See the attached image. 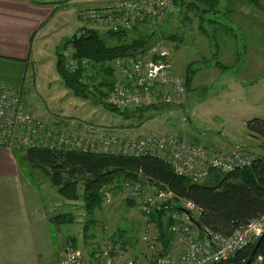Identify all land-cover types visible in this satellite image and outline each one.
<instances>
[{
  "label": "rangeland",
  "instance_id": "374dc122",
  "mask_svg": "<svg viewBox=\"0 0 264 264\" xmlns=\"http://www.w3.org/2000/svg\"><path fill=\"white\" fill-rule=\"evenodd\" d=\"M73 1L58 0L55 4L66 13L73 8ZM248 1L222 0L219 10L226 11V14L215 16L216 22L209 21L208 16H205L206 20L201 19L203 7L189 11L185 6L173 4L167 17L152 22L151 28L139 26L132 30L131 39L156 30V43L164 41L171 48L176 74L186 76L189 67L194 70L186 96L178 106L153 108L141 116L125 114L104 107L95 98L78 97L66 87L57 70V51L64 40L81 31V28L77 30L80 25L82 28L90 25L78 15L68 16L71 23L61 30L63 33L59 31L60 37L56 36V41L40 58L35 77L33 68H30L26 85L28 100L43 110L41 117L49 120L61 114L76 124L84 122L120 129L132 127L138 132L170 131L184 135L196 144L218 150L239 144L258 154L263 150V139L250 135L243 125V118L264 117V93L255 92L264 85V9L261 1L256 4ZM167 36L174 38L167 39ZM68 49L73 48L69 46ZM245 67L250 75L258 77L256 82L247 80L243 74ZM250 67H253L251 71ZM259 82L262 83L252 87L253 83ZM32 172L30 181L40 184V210L45 211L49 218L62 213L72 215L71 222L51 229L46 250L45 242L40 245L44 254L49 251L50 240L56 249L53 259L46 264H55L64 254L62 252L68 242L75 246L74 239L83 252L85 264H102L100 260L96 261L95 255L105 236L114 237L126 252L130 249L134 255L144 254V264H153L150 260L152 253L142 240L147 217L139 210L136 201L134 205L130 204V200L121 196L116 187L112 203H103L90 215L83 199V185L78 190L79 198L68 200L58 193L43 172Z\"/></svg>",
  "mask_w": 264,
  "mask_h": 264
},
{
  "label": "built area",
  "instance_id": "2783aa9c",
  "mask_svg": "<svg viewBox=\"0 0 264 264\" xmlns=\"http://www.w3.org/2000/svg\"><path fill=\"white\" fill-rule=\"evenodd\" d=\"M174 0H115L109 5L85 6L78 10L79 19L104 30L132 29L139 22H154L167 17ZM66 66L76 72L80 66L89 67L90 60H79L74 50L63 52ZM172 51L160 41L152 45L142 57L127 56L113 60L116 72L108 102L119 111L157 106H178L187 93L185 76L174 72ZM66 116L46 119L37 114L25 95L24 87L14 88L0 81V147L16 149L69 150L84 153L114 154L130 157L151 156L173 168L178 176L199 182L214 170L227 173L253 164L256 157L249 150L238 147L232 152L196 144L184 135L170 131L138 132L135 128L76 124ZM84 124V125H83ZM126 200L136 201L146 215L143 242L151 251L155 264H217L229 261L240 250L255 243L264 233V216L224 234L205 227H195L201 208L192 200L178 196L166 185L141 180H122L107 185L102 201L110 204L115 189ZM170 206L181 210L168 209ZM164 209V219H171L174 242L180 248L177 257L159 250L160 233L152 215ZM107 230V227H105ZM195 231V232H194ZM196 232L198 234H196ZM55 264H85L81 249L68 242ZM102 264H139L128 256L123 245L111 236L102 238L96 253ZM262 256L252 264L261 263Z\"/></svg>",
  "mask_w": 264,
  "mask_h": 264
},
{
  "label": "trees",
  "instance_id": "16d2710c",
  "mask_svg": "<svg viewBox=\"0 0 264 264\" xmlns=\"http://www.w3.org/2000/svg\"><path fill=\"white\" fill-rule=\"evenodd\" d=\"M221 1L174 0V5L185 6L189 11L203 7L201 19L208 16L209 21L216 22L215 16L220 13L226 14V11L219 10ZM258 1L262 2L261 6L264 9V0L248 2L256 4ZM152 25V22L143 20L132 29L117 31L86 27L64 40L57 51V70L63 77L66 87L78 97L95 98L104 107L120 113H137L141 116L147 110L165 107L151 105L130 112L119 111L108 102L113 84L117 79L116 72L110 63L117 58L127 56L142 57L156 43L157 32L155 30L152 33H143L133 39L130 38V33L134 29L137 30L139 26L151 28ZM166 38L173 39L174 36ZM69 46L73 48L75 58L90 60L89 67L80 66L76 72H71L67 68L63 52ZM193 73L194 70L189 67L185 76L187 90ZM246 127L252 137L263 139L261 144L264 146V119L254 117L246 122ZM243 148L250 151L246 147ZM13 152L21 164L24 166L28 164L31 168L30 178H33L31 176L34 173L33 170L43 172L57 188L58 193L68 200H77L80 196L79 187L83 185V199L90 215L102 207V191L107 185L133 179L158 186L166 185L178 196L192 200L202 210L195 224L201 232L205 227H209L217 232L231 234L236 228L264 216V156L254 152L252 153L256 159L252 165L227 173L214 170L204 179V182L178 176L171 166L151 156L130 157L43 148L16 149ZM129 203L135 204L134 201ZM168 209L178 212L181 210L179 207L172 206ZM165 215L164 209L155 211L152 215L160 233L161 253L169 252L175 239V234L171 230L172 220L164 219ZM50 220L54 229L55 225L60 227L71 222L72 215L62 213L52 216ZM112 239L117 241L114 237ZM73 243L76 246V239ZM255 243L240 250L229 261L217 264H244ZM258 256L263 257L261 264H264V237L254 262Z\"/></svg>",
  "mask_w": 264,
  "mask_h": 264
},
{
  "label": "crops",
  "instance_id": "0c3cea01",
  "mask_svg": "<svg viewBox=\"0 0 264 264\" xmlns=\"http://www.w3.org/2000/svg\"><path fill=\"white\" fill-rule=\"evenodd\" d=\"M55 1L58 0H0V81L10 87H24L27 99L29 94L26 85L30 68H33L35 77L40 58L56 41V36L60 37V32L63 33L61 30L71 23L72 19L68 16L78 15L81 7L109 5L115 0H74L73 8L66 13L59 10L53 3ZM82 27L80 25L77 30ZM86 27L96 26L90 23ZM64 37L65 34L62 38ZM252 69L253 67L249 68L250 71ZM245 70L243 74L248 81L258 80V77H253L256 75L247 72V67ZM260 83L262 82L253 83L252 87H257ZM255 92L264 93V85ZM33 107L42 116L43 110H39L37 105ZM247 121V118H243V125L246 126ZM237 146L242 145L230 146L222 151H233ZM262 148L264 151V146ZM262 151L257 155L264 156ZM29 169L31 170L28 164L24 166L18 161L13 150L0 147V264H46L56 253L54 246H51V240L47 254H44L40 246L44 242L45 250L48 246L52 216L49 218L45 211L40 210V184L30 181ZM178 247L174 242L170 249L175 257L180 252ZM127 253L139 264H144V254L134 255L130 249Z\"/></svg>",
  "mask_w": 264,
  "mask_h": 264
},
{
  "label": "water",
  "instance_id": "95a60500",
  "mask_svg": "<svg viewBox=\"0 0 264 264\" xmlns=\"http://www.w3.org/2000/svg\"><path fill=\"white\" fill-rule=\"evenodd\" d=\"M264 237V233L263 235L257 240V242L255 243V246L253 247L252 251H251V254L248 258V260L244 263V264H252L254 262V259H255V256L258 252V249L261 245V242H262V239Z\"/></svg>",
  "mask_w": 264,
  "mask_h": 264
}]
</instances>
